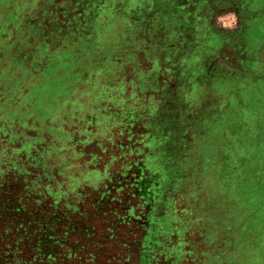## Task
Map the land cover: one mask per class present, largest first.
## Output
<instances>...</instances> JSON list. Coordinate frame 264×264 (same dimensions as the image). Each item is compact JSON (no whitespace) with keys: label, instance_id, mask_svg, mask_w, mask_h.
Masks as SVG:
<instances>
[{"label":"rangeland","instance_id":"1","mask_svg":"<svg viewBox=\"0 0 264 264\" xmlns=\"http://www.w3.org/2000/svg\"><path fill=\"white\" fill-rule=\"evenodd\" d=\"M145 1L0 0V181H17L27 262L50 264L33 261L48 238L35 237L54 228L52 206L81 199L87 214L55 230L72 235L53 242H78L60 264H92L85 256L100 244L101 264H264V80L230 78L242 69L217 64L216 35L196 44L180 30L189 18L154 2L139 10ZM223 1L209 23L244 24L236 54L250 71L264 45V0ZM191 73L187 90L168 88ZM141 82L147 94L134 91ZM68 157L81 196L66 200L63 181L33 185L24 199L29 174L59 175ZM84 166L101 178L85 183Z\"/></svg>","mask_w":264,"mask_h":264},{"label":"trees","instance_id":"2","mask_svg":"<svg viewBox=\"0 0 264 264\" xmlns=\"http://www.w3.org/2000/svg\"><path fill=\"white\" fill-rule=\"evenodd\" d=\"M152 2L155 3L154 5L157 8L163 9L164 12H167L169 15H171L175 19L189 18L190 21L187 23V26L180 28V30L182 31V33H186V34L188 33L190 36H192L191 41L197 42L198 40L197 39L195 40L194 37H195L196 32H198V30L200 29V27H202L204 30L206 29L207 35H215L214 33L218 32L216 29L213 28L212 25H210L209 22L210 20L214 19L215 13L219 11V9L223 8V5L226 1H223V0H220V1L219 0H214V1L213 0H147L142 3L145 5L138 6L137 8L139 10L140 8H144L145 10H150L152 9V7H154ZM215 43L218 44L219 40L216 39ZM164 55H166V53L163 55H160L159 58H161ZM160 127L161 126L159 125V123L155 122L151 126L148 125L146 129L149 131V134L151 133L152 136H156V134L160 133L159 132ZM90 130H93V129L88 127L87 131L89 133H87V135L90 134ZM168 132L170 131L165 130L164 133H168ZM168 136L169 138H171V134H168ZM74 139H76L75 136L72 137L71 143ZM88 147L92 149L96 147L99 148V146H95V143L86 144L85 149L86 148L88 149ZM87 149H86L87 156L94 159L96 154H94V152H88L89 150ZM113 157L114 156H112V158ZM68 161H69L70 169L68 168L69 170L67 169V171H65L64 169L60 168L59 175L51 174L52 175L51 176L50 174L47 173L45 177H38L35 174L33 175L29 174L30 179H28V182L26 183V190H24L23 192L24 199H26V195L31 190L30 187L33 185H35L36 188H40L43 186L44 187L46 186V188H49L50 186H53V184H57L58 182H61L62 184L63 181H65V186L67 188V192L65 193V196L67 197L66 200H70L72 197H74L77 193L75 192V187L76 186L79 187L80 185H78V176L75 173V170L72 168L76 166L72 164L70 157H68ZM2 163L3 162H0V166L3 165ZM5 165L10 166L11 163L7 161L5 162ZM86 166L83 167L84 176H85L84 178L86 181L85 183H88L91 180V178H94V177L101 178L103 174L101 171H96L95 169L88 168ZM16 183H17L16 180H14L13 182H9L5 178L1 179L0 181V221H5V222L9 221L8 222L9 225H7V227L5 228H2V225H0V264H17V263L28 264L26 254L29 251L30 242H28L27 240H24V241L22 240L23 235L27 236V232H24L25 229L23 228L24 226H26V224L25 222H20L19 220H16L17 216H19V214L24 211L23 206L19 204L20 202L18 203V199H17L21 195L16 194L14 192L17 189ZM101 184H102V181H101ZM103 185H106L105 182H103ZM76 196H81V193H78ZM80 200L76 201L74 199V201L72 200L69 202L62 201L59 205L57 203L56 206H52V210L56 214H50V220H52V222L49 220L46 225L48 228L49 227H54V228H52L51 230L48 229L47 231L46 228H44L41 225L43 232L41 230L38 236H36L35 238L39 240V242L42 243L43 242L42 237L44 235L48 237L46 239L47 242L45 244H41L42 247H47V248H43V250H40L41 252H37L35 257L33 258L35 260L33 261H38L40 263L42 262V260H45V261L50 262V264H60V261L58 260L62 259V257H64L63 256L64 254H69L70 256H74L77 254V251L74 249L78 247V242L70 240L68 244H63V242L62 241L60 242L59 240L53 242V239H54L53 237L57 238V236H59L60 234L65 235V236L66 235L69 236L71 234L61 229L55 232L60 222L63 224H66V218L70 216L73 217L74 215H77V216L81 215V217L83 218L84 214L85 213L87 214V211L84 209L83 204L80 203ZM61 210H64L65 212L61 213L60 212ZM156 214L157 213H155L154 216ZM33 216H35L36 218L37 215L33 214ZM41 217L42 219H45L43 216ZM154 222H155V218L153 219L152 223ZM171 225H172V221L168 220L163 224L162 229H166L170 231ZM10 226L12 227L10 228ZM46 231L47 232L54 231V232H50L49 236H47L48 233H46ZM14 234H16L17 236H12ZM173 234H175V231H170V235L173 236ZM19 238H20V241L18 240ZM31 239H34V238H31ZM82 240L83 239L80 238L79 242ZM16 241H19L21 244L20 246H17V248L14 249V246L18 244ZM67 245H69L70 248L67 247ZM102 250H104V245L100 244L99 247L92 250L90 254H88V256H85V257H88L89 259L87 262L88 263L91 262L92 264H101L99 263L100 262L99 254H101ZM177 257H178V254L176 255V258ZM67 264H72V262H68ZM176 264H181V263L177 261Z\"/></svg>","mask_w":264,"mask_h":264},{"label":"crops","instance_id":"3","mask_svg":"<svg viewBox=\"0 0 264 264\" xmlns=\"http://www.w3.org/2000/svg\"><path fill=\"white\" fill-rule=\"evenodd\" d=\"M261 6H264V3H262ZM246 9L248 10L249 8H246ZM243 31H245L244 24H239V27L236 26L232 29L226 28L225 30L222 29L221 31L215 32L214 34L217 36V39L219 40V43L216 44L215 53L217 55V64L219 63L220 60L221 62H223L224 60H227L231 64V66L236 65V67L237 66L241 67L242 72L231 73L233 76L230 75L229 76L230 78L232 79L237 78V80L240 82L247 81L248 84H251L252 82L254 83V82H259L260 80H264V45L261 46L260 48H259V45H257V47L255 48V54L252 55L254 68L250 71H247L245 69L243 70L244 67L245 68L247 67V61L241 60L240 56L236 54L237 51L240 50V48H243V46H242V42L240 39L239 41H236L239 37L236 38L235 36V35L241 34ZM206 34H207L206 29L204 30L202 27H200L198 32H196L194 39L195 40L197 39L201 42V39H203L205 37L204 35ZM191 40H192V36H191ZM204 40L206 39L204 38ZM194 43L197 44V42H194ZM200 63H201L200 66L203 63L206 65L204 60L203 62H200ZM198 65L190 66L189 69L191 70V68H194L195 66H198ZM211 66L212 64L210 66L208 65V67H211ZM208 67L206 66L207 71H209ZM192 74L193 73L188 75L190 82H187L186 80H182V79L179 80L178 77H175L174 78L175 82L169 83L168 88L170 89L186 88L187 90L188 89L187 86L189 85L192 86V83H193ZM156 80L158 81L159 78H157ZM152 83L154 84V80L152 81ZM142 84L143 82L140 83L141 86L137 85L134 87L137 94H147L145 90H142ZM163 87L164 86H162V84L160 83V86H159L160 91L163 89ZM162 91H165V90H162ZM183 93L185 94V92ZM157 94H161V93L157 92ZM260 94H264V92L263 93L261 92Z\"/></svg>","mask_w":264,"mask_h":264},{"label":"snow or ice","instance_id":"4","mask_svg":"<svg viewBox=\"0 0 264 264\" xmlns=\"http://www.w3.org/2000/svg\"><path fill=\"white\" fill-rule=\"evenodd\" d=\"M237 27H239V19L237 18Z\"/></svg>","mask_w":264,"mask_h":264}]
</instances>
